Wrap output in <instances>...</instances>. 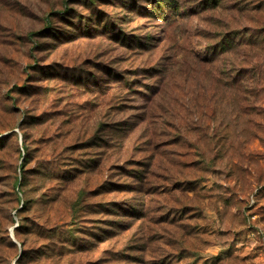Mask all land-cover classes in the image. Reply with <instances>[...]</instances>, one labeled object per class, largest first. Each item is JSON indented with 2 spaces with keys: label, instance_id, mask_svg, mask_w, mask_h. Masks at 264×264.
Listing matches in <instances>:
<instances>
[{
  "label": "rangeland",
  "instance_id": "374dc122",
  "mask_svg": "<svg viewBox=\"0 0 264 264\" xmlns=\"http://www.w3.org/2000/svg\"><path fill=\"white\" fill-rule=\"evenodd\" d=\"M157 2L0 0V264H264V0Z\"/></svg>",
  "mask_w": 264,
  "mask_h": 264
},
{
  "label": "trees",
  "instance_id": "16d2710c",
  "mask_svg": "<svg viewBox=\"0 0 264 264\" xmlns=\"http://www.w3.org/2000/svg\"><path fill=\"white\" fill-rule=\"evenodd\" d=\"M174 2H175V0H158L157 7L159 9H161V8L165 7L166 5H169V8H174V5H176V4H174ZM119 32L122 33V31H119ZM121 35H123V33ZM139 43H141V41H139ZM3 140H4L3 137H1L0 138V142L3 141ZM54 161H55V159H52L51 162H49L48 164L50 165L49 168H51L52 170L56 171V174L59 176L58 180H61V181H65V180L72 181L75 178V163L74 162H68L66 164V166H65L66 168L65 167L61 168L59 165H55ZM23 168H24V164L21 165L22 173H23ZM133 213H138V211H135ZM115 224L120 226L119 221H116ZM63 228L64 227L60 226V227H56L55 229L54 228L51 229L49 235L48 234L46 235V238L53 240L54 239V233L57 232L59 234H63L62 233L63 232L62 231ZM68 230H69V234H70L69 238H71V242L75 245V243H77V241H78L77 234H76L77 232L73 228H69ZM108 232H112V231H108ZM108 232H106V233H108Z\"/></svg>",
  "mask_w": 264,
  "mask_h": 264
}]
</instances>
